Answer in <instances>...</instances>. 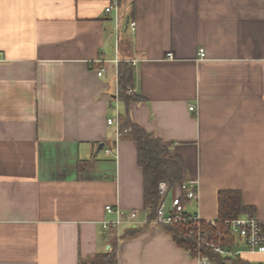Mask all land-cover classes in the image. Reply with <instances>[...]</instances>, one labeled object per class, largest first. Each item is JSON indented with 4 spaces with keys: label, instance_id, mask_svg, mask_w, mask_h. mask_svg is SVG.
<instances>
[{
    "label": "crops",
    "instance_id": "obj_1",
    "mask_svg": "<svg viewBox=\"0 0 264 264\" xmlns=\"http://www.w3.org/2000/svg\"><path fill=\"white\" fill-rule=\"evenodd\" d=\"M110 1L0 0V264H79L116 233L118 264H203L148 220L117 115L183 159L198 191L188 214L216 219L219 192L237 190L264 219V0H122L119 25ZM107 205L125 212L118 229L103 226L118 218ZM236 241V257L264 264Z\"/></svg>",
    "mask_w": 264,
    "mask_h": 264
},
{
    "label": "trees",
    "instance_id": "obj_2",
    "mask_svg": "<svg viewBox=\"0 0 264 264\" xmlns=\"http://www.w3.org/2000/svg\"><path fill=\"white\" fill-rule=\"evenodd\" d=\"M122 2V0H120ZM119 86L123 89L120 99L125 103L131 100H138L136 93L127 94L126 88L130 86L133 77V70L127 63H119ZM128 115V114H127ZM121 127L128 128L129 134L137 142L138 163L144 171V201L145 208L149 209L148 220L153 221L156 216V209L160 201L159 183L166 181L170 186L182 184L187 179L186 165L181 157L174 155L170 148L154 134L148 133L139 125L134 123L129 116L121 118ZM188 200L185 195L183 201ZM254 207L243 204L241 193L237 190H222L219 192V216L220 223L225 220L237 218L244 214L253 213ZM252 215V214H251ZM163 226L172 238L181 246L185 247L192 254H198L195 241L189 236V231L194 226L192 223L187 225L169 224ZM142 228H129L124 236L135 235ZM115 243L111 244V249L97 253L90 260H80L79 264H118L116 244L117 237L113 236ZM233 241V239H231ZM234 242V241H233ZM214 264H251L240 257H222L211 250L203 249Z\"/></svg>",
    "mask_w": 264,
    "mask_h": 264
},
{
    "label": "built area",
    "instance_id": "obj_3",
    "mask_svg": "<svg viewBox=\"0 0 264 264\" xmlns=\"http://www.w3.org/2000/svg\"><path fill=\"white\" fill-rule=\"evenodd\" d=\"M105 13L108 15H114L117 25H119L122 18L121 2L120 0H111L110 3L105 7ZM133 29H135L136 23L129 20V23ZM201 56L203 57L204 50H200ZM173 58V55H169ZM103 71H99L102 75ZM123 89L120 86L117 88L116 98H119ZM127 94H134L135 88L127 86ZM191 110L195 109V105L190 106ZM108 125L116 124L117 135L126 133L129 131L128 128L121 129L120 117L114 116L107 120ZM112 150L107 149L106 152L110 153ZM176 191V193H174ZM173 192L169 203H167L168 194ZM160 201L156 209V216L154 222L159 225L169 224H181L187 225L192 223L193 228L189 231V236L195 241L198 256L201 258L203 264H211L210 258L203 249L211 250L222 257H236L240 255L242 250L235 249V241H243L246 246V251L251 253L264 254V219H260L251 214L241 215L237 218L225 220L220 223L218 218L210 220H202L198 215H190L185 210V202L183 196L188 200H193L198 197L197 181L186 180L182 184H176L170 186L166 181L159 183ZM106 210L109 212H116L118 218L114 221H105L103 226L105 229H118L122 223V217L125 212L121 207H113L107 205ZM147 218L149 209L145 210ZM140 211L132 210L127 215L128 222H133L139 217ZM117 237L119 234H117ZM108 236V235H107ZM233 239V241L231 240Z\"/></svg>",
    "mask_w": 264,
    "mask_h": 264
},
{
    "label": "rangeland",
    "instance_id": "obj_4",
    "mask_svg": "<svg viewBox=\"0 0 264 264\" xmlns=\"http://www.w3.org/2000/svg\"><path fill=\"white\" fill-rule=\"evenodd\" d=\"M170 197H171V193L168 194V197H167V200H166L167 203H169V199H170Z\"/></svg>",
    "mask_w": 264,
    "mask_h": 264
},
{
    "label": "water",
    "instance_id": "obj_5",
    "mask_svg": "<svg viewBox=\"0 0 264 264\" xmlns=\"http://www.w3.org/2000/svg\"><path fill=\"white\" fill-rule=\"evenodd\" d=\"M128 21H129V19H128ZM128 21H127V22H128Z\"/></svg>",
    "mask_w": 264,
    "mask_h": 264
}]
</instances>
